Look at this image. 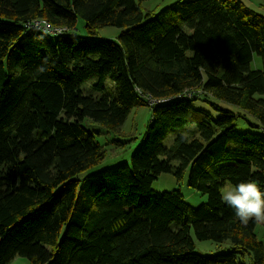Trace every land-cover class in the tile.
Segmentation results:
<instances>
[{"label":"trees","instance_id":"trees-1","mask_svg":"<svg viewBox=\"0 0 264 264\" xmlns=\"http://www.w3.org/2000/svg\"><path fill=\"white\" fill-rule=\"evenodd\" d=\"M142 2L0 0V264H264L256 222L241 224L221 198L248 179L264 191V15L242 0L157 12ZM40 17L66 30L26 27ZM78 17L89 36L73 32ZM103 26L125 29L92 38ZM92 74L116 94H83ZM143 105L151 116L130 161L87 173L106 150L82 121L115 132ZM238 117L251 130H236ZM190 124L197 136L163 143ZM186 171L204 203L152 189L160 173ZM192 235L218 252H197Z\"/></svg>","mask_w":264,"mask_h":264},{"label":"rangeland","instance_id":"rangeland-1","mask_svg":"<svg viewBox=\"0 0 264 264\" xmlns=\"http://www.w3.org/2000/svg\"><path fill=\"white\" fill-rule=\"evenodd\" d=\"M176 0H143L142 8L144 10L150 9L157 12L161 8L169 5L170 3ZM242 2L248 7L256 10L258 13L264 15V1L263 0H242ZM125 28L118 26H103L99 28L95 35L91 37L94 39H105L110 38L115 41L118 40L117 36ZM42 34L54 38V34L41 30ZM73 32L78 35L89 36L86 28L84 27L83 20L78 17L76 25L73 29ZM252 68H261L262 63L259 56H255L252 61ZM82 93L85 95H91L93 97L100 96L102 94H108L114 96L116 94V85L112 79L108 76L104 77L102 83L100 84V77L97 74H92L88 79L81 85ZM196 107H201L204 109H209V105L201 100L195 102ZM151 108L149 106H137L134 107L120 128L111 132L101 126L97 122L90 121L89 118H86L82 121L83 125L91 130L96 141L101 144L106 153L104 157L97 162L95 165L87 169V173L102 169L107 166H112L120 162H129L130 156L135 150L141 140L143 133L146 130L147 124L150 120ZM235 128L238 131H247L251 130L246 120L241 117L236 118ZM198 135L195 125H185L184 127H174L170 129L165 138L162 140L164 144L169 145L176 135ZM85 172V171H84ZM83 172V173H84ZM230 184L226 183L222 188V191L229 186ZM152 189L154 191H165L172 189H180L185 200L193 206H198L206 201V195L187 185V171L184 173L182 179H177L172 173L163 172L160 173L152 181ZM257 239H259L264 245V223H257L254 228ZM193 240L195 243V250L201 254H213L218 252V249L215 247V244L209 240H197L194 235ZM8 264H31L29 259L24 256H16Z\"/></svg>","mask_w":264,"mask_h":264},{"label":"clouds","instance_id":"clouds-1","mask_svg":"<svg viewBox=\"0 0 264 264\" xmlns=\"http://www.w3.org/2000/svg\"><path fill=\"white\" fill-rule=\"evenodd\" d=\"M221 198L235 210L241 224L247 225L250 220L264 223V191H261L259 181L248 179L229 185L222 191Z\"/></svg>","mask_w":264,"mask_h":264},{"label":"built area","instance_id":"built-area-1","mask_svg":"<svg viewBox=\"0 0 264 264\" xmlns=\"http://www.w3.org/2000/svg\"><path fill=\"white\" fill-rule=\"evenodd\" d=\"M26 27L28 29H33V30H46L52 33H56V32H62L65 31L66 29H56L54 27L51 26V23L48 22L46 19L43 18H36V19H32L30 22L26 23ZM150 104H153L154 102H158V100H148Z\"/></svg>","mask_w":264,"mask_h":264}]
</instances>
